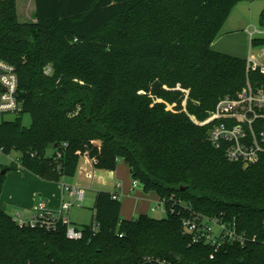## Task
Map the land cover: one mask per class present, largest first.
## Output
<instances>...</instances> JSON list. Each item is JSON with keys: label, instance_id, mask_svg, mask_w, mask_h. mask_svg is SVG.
<instances>
[{"label": "trees", "instance_id": "16d2710c", "mask_svg": "<svg viewBox=\"0 0 264 264\" xmlns=\"http://www.w3.org/2000/svg\"><path fill=\"white\" fill-rule=\"evenodd\" d=\"M241 1L35 0V22L18 20L16 0L0 2V59L16 67L21 101L0 123L4 154L20 153L0 163V195L10 171L60 181L88 154L100 169L124 161L167 208L127 219L116 193L98 191L73 240L61 222L21 227L0 207V264H264V155L230 161L203 123L248 76L264 85V70L247 74L244 58L212 47ZM198 214L245 243L194 242L183 218Z\"/></svg>", "mask_w": 264, "mask_h": 264}, {"label": "built area", "instance_id": "2783aa9c", "mask_svg": "<svg viewBox=\"0 0 264 264\" xmlns=\"http://www.w3.org/2000/svg\"><path fill=\"white\" fill-rule=\"evenodd\" d=\"M2 1L4 0H0ZM248 33L250 52L245 58L247 74L264 70V44H255V40L264 38V26H254ZM45 73L50 74L51 68H46ZM20 109L19 75L16 67L0 59V115L16 114ZM203 123L211 125L210 141L218 148L224 147L230 161L240 162L246 166L257 163L264 155V85L254 84L248 76L246 85L238 94L220 98ZM0 152L4 153L2 148ZM139 185L140 182L134 179L133 186ZM63 188L68 198L62 201L57 210L51 211L47 202L40 199L31 212L13 214L14 221L21 227L47 229L56 228L61 222L67 227L68 238L73 240L82 238V227L71 221L70 210L76 203L82 201L85 189L78 184L69 183H63ZM157 208L166 213V200L159 198L157 206L152 210L155 211ZM183 225L185 232L192 235L194 242L202 240L210 242L215 246V251L227 241H239L241 244L246 241V236L237 232L234 226L201 214L184 217ZM211 258H214V254Z\"/></svg>", "mask_w": 264, "mask_h": 264}, {"label": "crops", "instance_id": "0c3cea01", "mask_svg": "<svg viewBox=\"0 0 264 264\" xmlns=\"http://www.w3.org/2000/svg\"><path fill=\"white\" fill-rule=\"evenodd\" d=\"M237 6L234 10L236 9L235 11L238 13ZM237 15L240 16L237 21L233 19L232 15L227 19L212 47L217 51L245 59L250 52L248 31L254 25L248 23V21H242L245 18L242 12ZM239 44L242 47V52H239ZM122 162L124 164H118L115 170L100 169L95 166L90 156L84 155L79 162L76 174L72 177H62L60 181L44 180L24 167H19L18 170L10 171L7 174L0 195V207L12 215L16 212L29 213L40 199H44L49 209L55 211L60 207L62 201L68 198L63 183H69L78 184L85 189L82 201L76 203L70 210L71 221L79 227L89 224L83 216L81 208L88 207L92 209L96 194L101 190L116 193L120 200L125 201V205L122 204L121 210V215L124 218L131 219L140 214L151 215L150 208L152 212H156L159 208L155 211L152 208L157 206L159 195L149 196L148 193L143 192L141 185L134 187L130 169L124 161ZM134 200L137 201L135 208L130 209L127 207V204L131 201L133 203ZM93 214L92 209V220Z\"/></svg>", "mask_w": 264, "mask_h": 264}, {"label": "rangeland", "instance_id": "374dc122", "mask_svg": "<svg viewBox=\"0 0 264 264\" xmlns=\"http://www.w3.org/2000/svg\"><path fill=\"white\" fill-rule=\"evenodd\" d=\"M16 3H17V18L20 22H35L37 20L36 10H35V0H16ZM263 5H264V0H246V1H242L239 3V5L237 6V10H238V13L242 12L243 15H245V18H243L242 21H244V20L248 21V23H251L254 26L258 27V26H260L259 14H260V11H261ZM235 10H233V12H231L229 17L232 15L233 19L235 21H237L240 19V16L238 17V15H237L238 13ZM238 48H239V52H242V50H241L242 47L240 44L238 45ZM243 53H245V52H243ZM15 117H16L15 114H10V113L0 115V123L3 120H13V119H15ZM23 123L26 126H30L31 117L29 114L26 113L23 115ZM49 153L51 154L52 150H50ZM19 155H20V153L17 151H12L9 155H6V154L0 152V163H2L4 165H8L10 162L16 161L18 159ZM122 163L123 162L120 161L118 164H122ZM123 166H124V168H126L125 165H123ZM130 179H131V177H130ZM132 179H133V177H132ZM143 192H146V191H143ZM146 193H148L149 196L157 195V193L155 191H149ZM121 202L124 206L125 201L121 200ZM136 203H137V201H135V200L133 201V203L131 201L127 204V207H129L130 209H134ZM81 210H82V213H83V216L85 217V219H87L88 222L90 223L92 221V209H90L88 207H82ZM149 212L151 213L152 216H154L156 218H163L164 216H166V213L164 211H162L161 209H158L156 212H152L151 208H150Z\"/></svg>", "mask_w": 264, "mask_h": 264}, {"label": "water", "instance_id": "95a60500", "mask_svg": "<svg viewBox=\"0 0 264 264\" xmlns=\"http://www.w3.org/2000/svg\"><path fill=\"white\" fill-rule=\"evenodd\" d=\"M6 172V170H3V173H5Z\"/></svg>", "mask_w": 264, "mask_h": 264}]
</instances>
